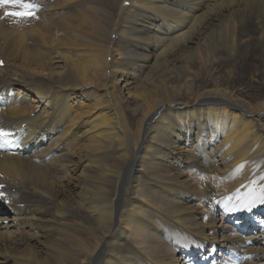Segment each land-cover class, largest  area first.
<instances>
[{"label": "bare ground", "instance_id": "1", "mask_svg": "<svg viewBox=\"0 0 264 264\" xmlns=\"http://www.w3.org/2000/svg\"><path fill=\"white\" fill-rule=\"evenodd\" d=\"M91 1L0 18V264H230L226 247L264 264V203L228 210L264 194V87H220L264 42V0H102L94 47Z\"/></svg>", "mask_w": 264, "mask_h": 264}, {"label": "rangeland", "instance_id": "2", "mask_svg": "<svg viewBox=\"0 0 264 264\" xmlns=\"http://www.w3.org/2000/svg\"><path fill=\"white\" fill-rule=\"evenodd\" d=\"M94 1L95 2L97 1L96 4ZM100 1L101 3H99ZM91 2H87L85 6L86 8H83V10H86L88 12V9L93 8L95 10V13L98 14V17H96V21L98 25L95 28L85 29L84 30L85 32L83 31L84 33L83 41H87L89 43V46H92V47H94V45L102 46L106 42V37H107L106 29L108 27V21H110L112 16L107 14V11H106L107 9L104 8L102 4V0H93V2L92 3ZM92 4H93V7H92ZM80 6L81 5H78V7ZM96 6L98 8H96ZM91 9L89 11H91ZM55 22L57 23V21ZM113 37L114 35H112V38ZM225 64L226 65L224 66V70L227 73V78L223 81L224 82L223 84H220V87H223L226 89L228 88L230 90H236L240 86H243V87L250 86L254 79L255 80L257 79L261 84H263L262 87H264V42L263 41L261 42L253 41L252 44L248 46L244 45V46L239 47L235 57L232 58L231 60L226 61ZM101 77L93 72L89 73L88 84L91 86L99 85V80L101 79ZM105 78L106 77H104L103 79ZM90 88L92 87L87 86V89H90ZM80 93H81V96L75 98L73 100L74 102L82 101L84 98L91 95V93L88 90L85 91V94H82V92ZM257 97L258 95L254 94L253 97H251V99L256 100ZM99 99H100V95L98 96V101ZM39 105H42L41 109H43L44 107L47 108L48 104H47V101L43 99V100H40ZM262 190L264 191V186L262 187ZM12 191H14V189H12Z\"/></svg>", "mask_w": 264, "mask_h": 264}, {"label": "snow or ice", "instance_id": "3", "mask_svg": "<svg viewBox=\"0 0 264 264\" xmlns=\"http://www.w3.org/2000/svg\"><path fill=\"white\" fill-rule=\"evenodd\" d=\"M0 7H6L10 9L4 11L3 17L0 18L11 17L14 20H23L30 18L34 15L31 11L34 5L30 2V0H0ZM11 134V132L5 131L3 128H0V140H5V138L10 136ZM0 195H2V193H0ZM257 200L260 203H264V194H262L260 197H255L246 201H242L237 205H233L228 210L236 211L239 208L250 209L257 202Z\"/></svg>", "mask_w": 264, "mask_h": 264}]
</instances>
